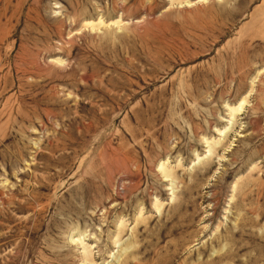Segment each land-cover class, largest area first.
Masks as SVG:
<instances>
[{
    "label": "rangeland",
    "instance_id": "obj_1",
    "mask_svg": "<svg viewBox=\"0 0 264 264\" xmlns=\"http://www.w3.org/2000/svg\"><path fill=\"white\" fill-rule=\"evenodd\" d=\"M0 264H264V0H0Z\"/></svg>",
    "mask_w": 264,
    "mask_h": 264
},
{
    "label": "bare ground",
    "instance_id": "obj_2",
    "mask_svg": "<svg viewBox=\"0 0 264 264\" xmlns=\"http://www.w3.org/2000/svg\"><path fill=\"white\" fill-rule=\"evenodd\" d=\"M86 253H88V252H86ZM90 253V252H89ZM84 257H85V253H84ZM86 258V257H85Z\"/></svg>",
    "mask_w": 264,
    "mask_h": 264
}]
</instances>
